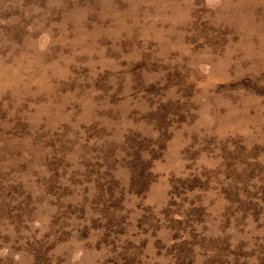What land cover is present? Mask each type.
<instances>
[{"label":"rangeland","instance_id":"1","mask_svg":"<svg viewBox=\"0 0 264 264\" xmlns=\"http://www.w3.org/2000/svg\"><path fill=\"white\" fill-rule=\"evenodd\" d=\"M0 264H264V0H0Z\"/></svg>","mask_w":264,"mask_h":264}]
</instances>
